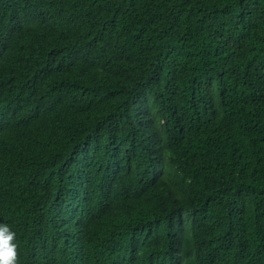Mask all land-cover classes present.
I'll use <instances>...</instances> for the list:
<instances>
[{
  "label": "trees",
  "instance_id": "1",
  "mask_svg": "<svg viewBox=\"0 0 264 264\" xmlns=\"http://www.w3.org/2000/svg\"><path fill=\"white\" fill-rule=\"evenodd\" d=\"M0 223L16 264H264V0H0Z\"/></svg>",
  "mask_w": 264,
  "mask_h": 264
},
{
  "label": "clouds",
  "instance_id": "2",
  "mask_svg": "<svg viewBox=\"0 0 264 264\" xmlns=\"http://www.w3.org/2000/svg\"><path fill=\"white\" fill-rule=\"evenodd\" d=\"M16 233L0 223V264H16Z\"/></svg>",
  "mask_w": 264,
  "mask_h": 264
}]
</instances>
